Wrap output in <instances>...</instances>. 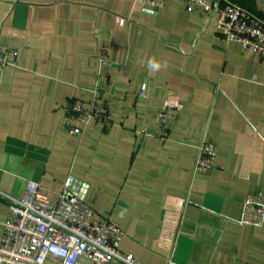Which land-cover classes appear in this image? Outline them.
Segmentation results:
<instances>
[{
    "label": "crops",
    "instance_id": "crops-1",
    "mask_svg": "<svg viewBox=\"0 0 264 264\" xmlns=\"http://www.w3.org/2000/svg\"><path fill=\"white\" fill-rule=\"evenodd\" d=\"M226 1L264 22L261 0ZM0 50L17 51L0 65V241L28 183L54 200L69 180L143 264H264V224L240 223L245 197L264 191V58L223 41L214 15L177 0H0ZM97 85L109 121L63 130L67 104L87 105ZM203 138L215 166L194 173Z\"/></svg>",
    "mask_w": 264,
    "mask_h": 264
},
{
    "label": "built area",
    "instance_id": "built-area-1",
    "mask_svg": "<svg viewBox=\"0 0 264 264\" xmlns=\"http://www.w3.org/2000/svg\"><path fill=\"white\" fill-rule=\"evenodd\" d=\"M143 7L159 10L165 0H135ZM188 12L215 16L216 28L225 42L236 41L243 50L264 58V22L242 6L226 0H177ZM123 19L120 21L122 23ZM107 51L100 56L105 60ZM16 50H0V65H16ZM110 105L97 85L87 105L67 104L63 130L82 135L87 127L109 121ZM169 105L157 113V126L168 137L169 122L175 120ZM76 123V124H73ZM217 145L203 138L193 167L194 173L210 172L215 166ZM240 223L253 229L264 224V191L248 194ZM123 231L109 217L97 214L80 196L69 191V180L58 196L49 199L36 183H28L18 198L11 199L0 241V264H45L48 258L61 264H76L86 258L94 264L116 259L124 264H143L121 250Z\"/></svg>",
    "mask_w": 264,
    "mask_h": 264
},
{
    "label": "water",
    "instance_id": "water-1",
    "mask_svg": "<svg viewBox=\"0 0 264 264\" xmlns=\"http://www.w3.org/2000/svg\"><path fill=\"white\" fill-rule=\"evenodd\" d=\"M264 3V0H261Z\"/></svg>",
    "mask_w": 264,
    "mask_h": 264
}]
</instances>
